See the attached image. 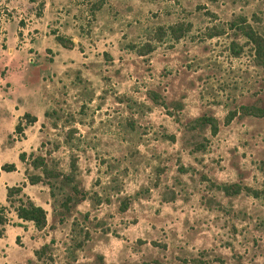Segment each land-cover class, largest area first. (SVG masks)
Wrapping results in <instances>:
<instances>
[{
    "label": "rangeland",
    "instance_id": "374dc122",
    "mask_svg": "<svg viewBox=\"0 0 264 264\" xmlns=\"http://www.w3.org/2000/svg\"><path fill=\"white\" fill-rule=\"evenodd\" d=\"M236 15L264 37V0H0V51L12 47L2 40L14 32L32 58L11 70L38 65L12 83L18 106L0 107V164H14L0 170V204L7 185L23 182L46 211L36 229L9 208L0 264H27L43 244L53 264H264V200L214 186L264 191V115L239 109L264 107V68L228 28ZM177 22L189 23L179 39L153 38ZM145 41L154 43L147 53L129 48ZM25 89L34 95L28 102ZM24 111L36 121L15 133ZM201 114L216 118L215 134L192 126ZM31 150L62 171L74 156L85 197L65 210L66 186L51 198L45 184H29L17 155Z\"/></svg>",
    "mask_w": 264,
    "mask_h": 264
},
{
    "label": "trees",
    "instance_id": "16d2710c",
    "mask_svg": "<svg viewBox=\"0 0 264 264\" xmlns=\"http://www.w3.org/2000/svg\"><path fill=\"white\" fill-rule=\"evenodd\" d=\"M34 1V0H29ZM99 6V5H97ZM228 28L237 31L238 35L248 42L253 56V61L256 65L264 68V37L258 33L247 21L244 16L236 15L227 23ZM189 23L177 22L170 24L167 28L157 27L154 30L156 41H160L163 36L168 35L170 38L177 40L179 39L186 30H188ZM217 31H212L208 33V37L219 34ZM55 40L64 47H71L72 41L70 39H65L61 35L55 34ZM233 41L230 42V50L233 54H237L240 50L239 47L233 48ZM154 47V43L145 41L141 45L135 47V45H129V48H136L135 50L138 54H144L151 51ZM147 96L153 101L158 102L156 95L153 91H147ZM239 109L242 112L254 114V115H264V107H259L255 105H240ZM236 110L232 109L227 111L224 122L227 123L235 115ZM44 116H48V111H43ZM36 121V116L28 111H24L16 120L13 126V132L21 133L27 125H31ZM192 126H204L207 127L210 134H215L218 125L215 117L211 115L201 114L194 117L191 120ZM53 125H55L53 123ZM170 138H173L172 136ZM198 144V145H196ZM194 147L202 148L203 145L196 143ZM18 159L25 164L23 169V174L25 180L29 184H35L37 182L43 183L48 187V193L51 198L55 197L56 190H60L62 187L66 186L68 188L67 192L62 193L61 199L59 201L60 207L65 210L69 209L70 203H76L82 200L86 192L80 189L75 181V172L77 166L75 163L74 156H70L68 161V171H62L57 169L55 165L49 163L47 157L41 153L35 154L32 150L29 152L20 151L18 153ZM14 169V164L12 162H4L0 164V170L11 171ZM23 182L20 184L7 185L5 187L4 200L6 205L0 204V236L3 233L4 225L8 221L7 212L9 208L14 212L15 217L22 222H30L34 228L41 229L46 225V211L40 205L35 203L28 195L22 192ZM215 188L220 190L224 195L230 196L239 193L241 190L247 191L254 197H261L264 200V191L261 189L252 188L246 185H241L238 182H221L216 183ZM89 198H92L91 196ZM98 201V199H97ZM126 206V199L121 201L119 208L123 210ZM21 224V223H18ZM45 244L33 250L35 260L28 261L27 264H53L51 259L45 260L42 255L44 254ZM124 264H149L148 262H132Z\"/></svg>",
    "mask_w": 264,
    "mask_h": 264
},
{
    "label": "crops",
    "instance_id": "0c3cea01",
    "mask_svg": "<svg viewBox=\"0 0 264 264\" xmlns=\"http://www.w3.org/2000/svg\"><path fill=\"white\" fill-rule=\"evenodd\" d=\"M3 26H0V28L2 29ZM7 33V32H6ZM15 33L14 32H10L7 33L5 35V39L2 40L3 43H6L8 41V43L10 42V45L12 47H7L4 48L3 51H0V54H2L4 52V54H7L6 58L7 61L4 63H1V60H5L6 58H4L3 56L0 55V65L3 64L2 66H6V70L7 71H0V91H2V93H0V107L4 106L5 104H7L5 107L10 110L11 107L14 109L15 107L18 106V101L22 100L16 93H13V89H18V88H14L15 86L12 85V83H20L22 81L23 77H26L28 75V68L30 70L32 69H36L38 65H28V67L24 70V71H12L11 69L13 68L14 65L18 64V60L19 59H26L28 61L32 60V58L30 57V53H25L22 51V46L26 43L21 42L20 45H16L15 46ZM4 35V33H3ZM3 37H1L2 39ZM20 41V40H18ZM2 50V49H1ZM38 72V71H35ZM7 82H10L9 85H7V89L4 90L2 84H6ZM2 85V86H1ZM13 87V88H12ZM21 90V89H20ZM29 91V89H28ZM27 89L21 91L23 92L22 94H25V98H23V100L25 101H29L31 99L32 96H34L32 93H28ZM11 92V94H10ZM28 93V94H27ZM14 96H16L17 98L15 99V101H13ZM19 98V99H18Z\"/></svg>",
    "mask_w": 264,
    "mask_h": 264
}]
</instances>
